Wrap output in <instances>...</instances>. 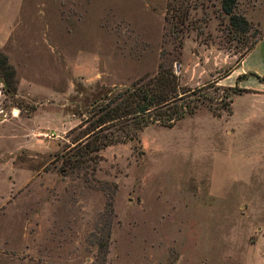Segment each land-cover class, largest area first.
Returning a JSON list of instances; mask_svg holds the SVG:
<instances>
[{
  "label": "rangeland",
  "instance_id": "1",
  "mask_svg": "<svg viewBox=\"0 0 264 264\" xmlns=\"http://www.w3.org/2000/svg\"><path fill=\"white\" fill-rule=\"evenodd\" d=\"M235 13L248 33L220 0H0V264H264V101L208 107L264 33V0ZM159 69L211 100L63 172L91 107Z\"/></svg>",
  "mask_w": 264,
  "mask_h": 264
},
{
  "label": "trees",
  "instance_id": "2",
  "mask_svg": "<svg viewBox=\"0 0 264 264\" xmlns=\"http://www.w3.org/2000/svg\"><path fill=\"white\" fill-rule=\"evenodd\" d=\"M236 4L237 0H220V9L227 16L231 29L246 34L252 26L244 16L235 13ZM167 15L176 32L188 27L185 24L187 11L184 9L171 5L167 8ZM259 79L263 81L264 77ZM213 86L209 89H218ZM218 87L223 91L219 102L214 106L211 102L208 105L214 117H220L222 111L230 114L233 96L247 92L237 84L227 88ZM186 91L189 90H180L178 77L172 69H159L152 76L138 78L131 88L119 90L112 96L105 95L102 101L91 107L89 115L81 119L77 134L71 140L74 150L58 157L63 172L77 173L89 167L94 170L100 159V150L113 144L137 141L139 132L152 123L170 128L185 115L194 114L197 103L211 100L205 91L194 101L182 103L180 95Z\"/></svg>",
  "mask_w": 264,
  "mask_h": 264
},
{
  "label": "crops",
  "instance_id": "3",
  "mask_svg": "<svg viewBox=\"0 0 264 264\" xmlns=\"http://www.w3.org/2000/svg\"><path fill=\"white\" fill-rule=\"evenodd\" d=\"M256 76L264 77V33L223 79H233V84L247 90L241 94L264 101V80L261 81Z\"/></svg>",
  "mask_w": 264,
  "mask_h": 264
},
{
  "label": "water",
  "instance_id": "4",
  "mask_svg": "<svg viewBox=\"0 0 264 264\" xmlns=\"http://www.w3.org/2000/svg\"><path fill=\"white\" fill-rule=\"evenodd\" d=\"M176 70H177V66H176Z\"/></svg>",
  "mask_w": 264,
  "mask_h": 264
}]
</instances>
